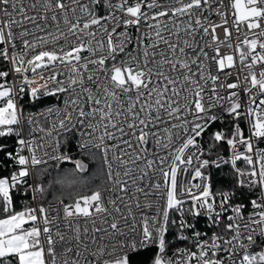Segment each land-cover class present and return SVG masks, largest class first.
<instances>
[{"label": "snow or ice", "instance_id": "snow-or-ice-1", "mask_svg": "<svg viewBox=\"0 0 264 264\" xmlns=\"http://www.w3.org/2000/svg\"><path fill=\"white\" fill-rule=\"evenodd\" d=\"M0 16V264H264V0H0Z\"/></svg>", "mask_w": 264, "mask_h": 264}, {"label": "built area", "instance_id": "built-area-1", "mask_svg": "<svg viewBox=\"0 0 264 264\" xmlns=\"http://www.w3.org/2000/svg\"><path fill=\"white\" fill-rule=\"evenodd\" d=\"M227 2H228V0H225V3H226V4H227ZM215 6H216V5L213 4V7H215ZM9 10H10V9H9ZM205 15H207V12L205 13ZM0 19H3V17L0 16ZM17 19H19V16H17ZM181 19H184V18H181ZM212 19H213V21H215V22H217V23L220 22V21H219V17L216 16V15H213V16H212ZM229 26H230V25H229ZM182 27H183V25H182ZM18 30H19V29H18V28H15V27H14V29H13L14 32H15V31H18ZM145 30H146V29H145ZM172 31L174 32L175 29H172ZM209 31L211 32V30H209ZM232 31H233L232 44H233V47H235L237 41L235 40L236 30H235L234 27L232 28ZM241 32H242V33H243V32H246V29H245L243 26H241ZM133 34L135 35L134 30H133ZM164 35L167 37V36L169 35V33H168V32H165ZM217 35L220 37L221 40L224 39L223 28H218V29H217ZM249 35H250V34H249ZM180 37H181V38H187L186 35H185V33H183V32L180 33ZM243 38H244V36L241 35V40H242ZM171 39L173 40V42H176L178 38H177V36L173 35V36L171 37ZM198 39H199V37H198ZM204 39L210 41V40H211V35L209 34V36L205 37ZM146 42H147V41H146ZM203 43H204V41H201V44H202V45H203ZM0 46L3 47L2 45H0ZM130 47H131V46H130ZM213 47H215V45H213ZM220 47H221V54H222V55H223V54H226V53H227V54H231V53L233 52V49L227 48V47H225V46H223V45H221ZM161 48H164V49L166 50V46H165V45H161ZM205 50H206V51H210V49H207V48H206ZM186 51H191V50L188 49V50H186ZM8 68H10V65L7 64V69H8ZM241 68H242V65L239 63V61H238V59H237L236 66H235L234 68H232V69H226V71H231V72H232V76L228 78V82H232V81L235 79L236 74H237L238 72L241 71ZM246 71H247V70L245 69L244 72L246 73ZM11 78H12V77L10 76L9 79L11 80ZM221 79H224V77L221 76ZM241 80H243V75H241ZM241 94H243V93H241ZM133 95H134V93H133ZM253 95H255V90H253ZM92 150H95V149H92ZM75 153H78V151L74 148V149H73V154H75ZM223 155H225V156L228 155L227 148H226V151L223 153ZM228 168H229V167H228ZM194 182H195V181H194ZM140 199H141V201H143L144 197L141 196ZM245 213H247V209L245 210ZM204 226H205V225H204V223H203V221H202L201 224H200V227L203 228Z\"/></svg>", "mask_w": 264, "mask_h": 264}, {"label": "trees", "instance_id": "trees-1", "mask_svg": "<svg viewBox=\"0 0 264 264\" xmlns=\"http://www.w3.org/2000/svg\"><path fill=\"white\" fill-rule=\"evenodd\" d=\"M0 69L7 70L6 62L0 60ZM220 126H221L220 124H217L214 126V128L220 127ZM226 148L227 147L225 146L224 149L222 150V154L226 151ZM92 151H96V150H92ZM73 155L76 156L77 158L83 159L84 162L89 165L90 173L96 172L99 169V159L98 158L96 160H93V158L89 157V156L81 157L79 155V153H75ZM71 168H72V165H70V164H64L61 166L62 171H67ZM212 171H213L214 190L220 188L221 186H227V184L229 183V180H230V178L227 177V173L229 172L228 166H222V171H216L215 169H213ZM55 174H56V171L53 170V175H55ZM95 182L98 184V183H100V180L97 179ZM54 192H55V194L59 195L61 193L60 187L57 186L54 189ZM48 199H52V193L51 192L48 194ZM66 202H68V201L66 200ZM146 258H147V256L145 255V256H140L137 259L140 261H144Z\"/></svg>", "mask_w": 264, "mask_h": 264}]
</instances>
